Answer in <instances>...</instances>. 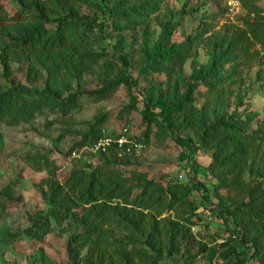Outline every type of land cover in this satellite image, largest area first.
<instances>
[{"label":"rangeland","instance_id":"obj_1","mask_svg":"<svg viewBox=\"0 0 264 264\" xmlns=\"http://www.w3.org/2000/svg\"><path fill=\"white\" fill-rule=\"evenodd\" d=\"M2 1L11 14L20 9L17 0ZM80 5V15L96 24L88 38L97 60L83 68L81 77L73 70L71 50L34 56L6 52L0 43L3 90L20 86L23 98H40L46 88L57 90L62 99L78 96L67 113L48 105L29 121H0V264H191L199 243L220 251L237 246L249 258L251 250L231 236L198 193L185 207L160 214L126 198L79 203L65 180L114 168L137 193L144 178L163 184L197 181L210 189L213 202L223 197L229 204L230 193L214 187L219 176L233 181L236 174L231 165H211L200 128L186 126L183 114L159 118L162 126L144 120L147 104L161 112L195 84L192 101L205 126L220 119L263 138L238 175L264 192V40H248L249 53L239 43L250 25H264V0H88ZM17 34L14 28L8 36ZM162 53L171 55L163 58ZM210 66L217 70L209 73ZM121 69L136 82L132 93L124 85L100 96L83 93L117 80ZM126 126L134 139L123 157L101 156L92 143L85 144L92 129L118 133ZM176 136L199 149L190 153L175 142ZM8 189L17 201L7 208ZM191 208L202 217H191L196 225L182 217ZM38 216L50 220L49 233H32ZM206 257L197 262L207 263ZM230 260L235 263L234 256Z\"/></svg>","mask_w":264,"mask_h":264},{"label":"trees","instance_id":"obj_2","mask_svg":"<svg viewBox=\"0 0 264 264\" xmlns=\"http://www.w3.org/2000/svg\"><path fill=\"white\" fill-rule=\"evenodd\" d=\"M20 9L11 14L6 4L0 0V43H4V51H23L29 52L34 56H43L49 52L60 51L62 49L73 51V70L76 75L83 74V68L90 67L95 63L96 55L89 50L88 32L96 27V24L86 16H81V5L88 0H17ZM18 28L19 34L8 36V33ZM250 35V36H249ZM253 39L262 44L264 40V25H250L248 31H244L240 38V49L244 53H249L250 46L247 41ZM168 55L162 53L163 58ZM6 69L8 66H5ZM217 67L210 66L208 71L214 72ZM121 77L113 80L106 86L85 91L88 96H100L115 90L121 85L126 86L132 93L136 82L121 69ZM195 84L189 85L186 95L178 103L163 105L161 112H154L149 104L144 112V120L151 126L153 124L162 126V120L176 114H183L186 126L189 128H200L201 142L210 151L212 157V166L224 167L231 165L236 177L229 181L226 177L219 176V184L214 190L226 189L230 193V203L226 204L223 197L218 202H213L210 196V189L203 182H193L186 185L183 183L157 182L144 178L143 188L140 193L132 188L125 186L126 179L122 178L113 169L104 170L96 168L88 174L72 175L65 180L71 190H75V196L79 203L94 204L100 200L112 201L115 198H126L127 200H140L142 204L148 207L159 209L160 214L164 210H173L179 207H185L192 199L194 193H198L202 201L210 212L217 214L226 225L231 236L239 239L240 244L251 250V255L246 257L244 251H240L237 246H230L224 251L211 248L206 244L199 243L197 252L191 256L195 260L191 264H200L197 258L207 256L208 264H264V192L260 191L262 186L259 184H246L238 175L242 173L247 164L253 157L256 145L263 143L261 136L245 134L244 130L236 127L228 121L216 120L211 126H205L203 123L204 115L193 104L192 93L196 90ZM24 89L20 86L3 90V84L0 81V121L9 124H17L21 121L31 120L36 113L41 112L42 108L52 105L61 107L67 113L73 103L77 100V94L71 95L66 99L59 97L57 90L46 88L41 92L40 98H23ZM27 94L33 91L27 90ZM161 118L162 120H159ZM126 128H128L126 126ZM122 131V130H121ZM120 131V132H121ZM118 132V133H120ZM117 132L108 131L112 136ZM103 136L102 131L95 132L93 129L85 137V144H94ZM129 137H134L129 132ZM146 142L149 137L146 135ZM175 142L185 147L194 154L199 148L194 146L192 141L180 136L175 137ZM112 149L101 156L113 153L115 160L120 153L127 154L122 150ZM123 154L121 157H123ZM209 170V169H208ZM113 178L114 182H109ZM6 203L4 207H9L11 202H15L11 191L4 192ZM78 206L79 204L76 203ZM98 214H103L105 209H96ZM92 212H90L91 214ZM185 223L196 225L191 217L202 220L194 208L182 214ZM32 233L35 236L49 233L51 231L50 220L43 216L34 218V227ZM181 233V230L179 231ZM151 236L154 232H151ZM183 237H188L187 233ZM191 237V236H190ZM193 243H196L193 241ZM226 243V242H225ZM229 245V243H226ZM172 249L177 247L175 241H172ZM179 249V247H178ZM235 257V263L230 259ZM252 262H250V261Z\"/></svg>","mask_w":264,"mask_h":264},{"label":"built area","instance_id":"obj_3","mask_svg":"<svg viewBox=\"0 0 264 264\" xmlns=\"http://www.w3.org/2000/svg\"><path fill=\"white\" fill-rule=\"evenodd\" d=\"M103 136L96 141L93 145V151L96 153H104L107 152L110 148H116L119 152L122 150L126 153L131 152V145L133 143V139L129 137L128 128H124L120 133L115 135H108V132L103 129L102 130ZM123 153H120L122 156ZM200 264H208L205 262H201ZM217 264V263H214Z\"/></svg>","mask_w":264,"mask_h":264}]
</instances>
